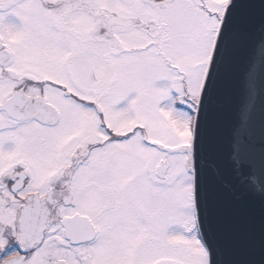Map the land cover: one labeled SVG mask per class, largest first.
Segmentation results:
<instances>
[{
	"label": "snow or ice",
	"instance_id": "1",
	"mask_svg": "<svg viewBox=\"0 0 264 264\" xmlns=\"http://www.w3.org/2000/svg\"><path fill=\"white\" fill-rule=\"evenodd\" d=\"M0 264H264V0H0Z\"/></svg>",
	"mask_w": 264,
	"mask_h": 264
}]
</instances>
